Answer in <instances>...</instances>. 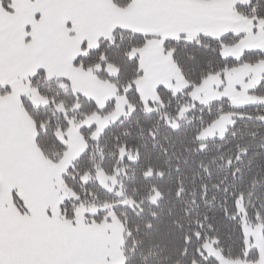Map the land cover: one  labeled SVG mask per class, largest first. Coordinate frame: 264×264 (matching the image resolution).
Masks as SVG:
<instances>
[{"label": "snow or ice", "instance_id": "1", "mask_svg": "<svg viewBox=\"0 0 264 264\" xmlns=\"http://www.w3.org/2000/svg\"><path fill=\"white\" fill-rule=\"evenodd\" d=\"M0 264H264V0H0Z\"/></svg>", "mask_w": 264, "mask_h": 264}]
</instances>
